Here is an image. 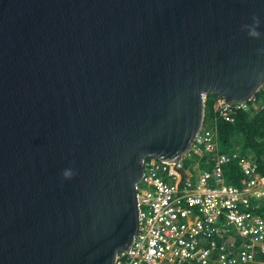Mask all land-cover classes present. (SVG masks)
<instances>
[{"label":"water","instance_id":"95a60500","mask_svg":"<svg viewBox=\"0 0 264 264\" xmlns=\"http://www.w3.org/2000/svg\"><path fill=\"white\" fill-rule=\"evenodd\" d=\"M263 85L264 0H0V264H112L144 160Z\"/></svg>","mask_w":264,"mask_h":264},{"label":"built area","instance_id":"2783aa9c","mask_svg":"<svg viewBox=\"0 0 264 264\" xmlns=\"http://www.w3.org/2000/svg\"><path fill=\"white\" fill-rule=\"evenodd\" d=\"M212 109L224 122L264 109V85L238 103L216 97ZM212 126L203 118L181 157L144 160L137 234L112 264H264V173L250 162L238 186L225 181L222 167L235 154L215 153ZM207 155L212 162L203 168L199 158Z\"/></svg>","mask_w":264,"mask_h":264},{"label":"trees","instance_id":"16d2710c","mask_svg":"<svg viewBox=\"0 0 264 264\" xmlns=\"http://www.w3.org/2000/svg\"><path fill=\"white\" fill-rule=\"evenodd\" d=\"M216 97L214 94L205 95L203 118L213 122L212 129L215 130L217 142L215 153L235 154L234 158L223 165L222 170L224 180L238 186L242 178L241 167L244 165L255 162L259 172L264 173V109L248 114L238 112L233 115L232 122H224L215 118L212 109ZM212 158L209 155L200 157L201 167H210Z\"/></svg>","mask_w":264,"mask_h":264},{"label":"clouds","instance_id":"9594fccd","mask_svg":"<svg viewBox=\"0 0 264 264\" xmlns=\"http://www.w3.org/2000/svg\"><path fill=\"white\" fill-rule=\"evenodd\" d=\"M253 25L251 27L249 26H245L246 28H248V35L252 38H258L260 36V33L256 30V28L259 26V20L254 16L253 17ZM64 178H71V176L73 175L71 170H64L62 173Z\"/></svg>","mask_w":264,"mask_h":264}]
</instances>
